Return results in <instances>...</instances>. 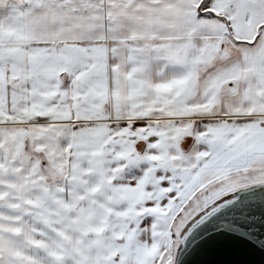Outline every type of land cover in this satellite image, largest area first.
<instances>
[{
    "label": "snow or ice",
    "instance_id": "1",
    "mask_svg": "<svg viewBox=\"0 0 264 264\" xmlns=\"http://www.w3.org/2000/svg\"><path fill=\"white\" fill-rule=\"evenodd\" d=\"M0 264H264V0H0Z\"/></svg>",
    "mask_w": 264,
    "mask_h": 264
}]
</instances>
